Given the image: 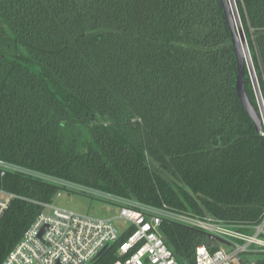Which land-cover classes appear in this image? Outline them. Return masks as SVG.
<instances>
[{
	"label": "trees",
	"instance_id": "1",
	"mask_svg": "<svg viewBox=\"0 0 264 264\" xmlns=\"http://www.w3.org/2000/svg\"><path fill=\"white\" fill-rule=\"evenodd\" d=\"M237 2L264 97V0ZM236 76L221 0H0V160L254 225L264 214V136ZM245 80L257 107L248 71ZM0 188L18 196L0 223L2 264L42 204L68 189L23 172H0ZM160 231L179 264H195L200 245L215 250L177 222ZM116 248L93 264H114ZM247 260L264 264V253Z\"/></svg>",
	"mask_w": 264,
	"mask_h": 264
},
{
	"label": "built area",
	"instance_id": "2",
	"mask_svg": "<svg viewBox=\"0 0 264 264\" xmlns=\"http://www.w3.org/2000/svg\"><path fill=\"white\" fill-rule=\"evenodd\" d=\"M0 172L2 176L10 172L27 173L68 190L106 197L119 207L116 217L98 218L58 207L54 202L43 203V212L2 264H93L107 245L110 248L117 245V260L114 264H179L160 231L165 219L229 243L228 246L225 245L229 249L225 250L223 244L217 247L209 238L215 250H211L210 245H200L196 250L195 264H241L240 261L243 264H255L247 259L264 253V214L254 225H227L189 212H171L165 207L156 208L80 185L57 181L2 160ZM60 193L57 197L61 196ZM17 197L0 188V223ZM119 221L124 226L120 227ZM45 227L46 230L41 235ZM125 231L128 234L123 239Z\"/></svg>",
	"mask_w": 264,
	"mask_h": 264
},
{
	"label": "water",
	"instance_id": "3",
	"mask_svg": "<svg viewBox=\"0 0 264 264\" xmlns=\"http://www.w3.org/2000/svg\"><path fill=\"white\" fill-rule=\"evenodd\" d=\"M221 3L224 9L227 26L231 34L232 44L237 60L236 91L242 107L255 126L257 134L264 136V97L261 91L245 31L243 29V22L239 12L238 2L237 0H221ZM246 71L249 73L257 107H255V105L250 100L246 90ZM45 230L46 227L43 229L41 235ZM209 238L217 247H220V244L227 246L229 245L228 242L216 238L213 235H209ZM109 248L110 246L107 245L97 255L96 259L102 257ZM240 263L243 264L242 261H240Z\"/></svg>",
	"mask_w": 264,
	"mask_h": 264
},
{
	"label": "rangeland",
	"instance_id": "4",
	"mask_svg": "<svg viewBox=\"0 0 264 264\" xmlns=\"http://www.w3.org/2000/svg\"><path fill=\"white\" fill-rule=\"evenodd\" d=\"M243 29L246 35L247 33L244 25ZM252 33L253 32H251V34ZM60 195L61 196L55 198L54 205L74 210L79 213L88 214L92 217L108 218L117 214L119 211L118 204L114 203L113 201H109L106 197H100L91 193L77 190H65L62 191ZM223 248L225 250L229 249L225 245H223Z\"/></svg>",
	"mask_w": 264,
	"mask_h": 264
},
{
	"label": "crops",
	"instance_id": "5",
	"mask_svg": "<svg viewBox=\"0 0 264 264\" xmlns=\"http://www.w3.org/2000/svg\"><path fill=\"white\" fill-rule=\"evenodd\" d=\"M116 215H117V214L113 215L112 217H116ZM118 224H119V226H120V227H121V226H124V225H123V223H121L120 221L118 222ZM125 233H127V234H128V232H127V231H125V232H124V234H125ZM124 234H123V235H124Z\"/></svg>",
	"mask_w": 264,
	"mask_h": 264
}]
</instances>
